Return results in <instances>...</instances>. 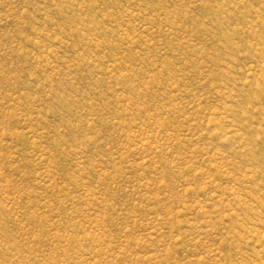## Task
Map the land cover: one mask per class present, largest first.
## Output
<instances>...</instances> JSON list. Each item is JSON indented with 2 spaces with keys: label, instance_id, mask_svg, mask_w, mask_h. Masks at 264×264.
Instances as JSON below:
<instances>
[{
  "label": "rangeland",
  "instance_id": "obj_1",
  "mask_svg": "<svg viewBox=\"0 0 264 264\" xmlns=\"http://www.w3.org/2000/svg\"><path fill=\"white\" fill-rule=\"evenodd\" d=\"M0 264H264V0H0Z\"/></svg>",
  "mask_w": 264,
  "mask_h": 264
}]
</instances>
